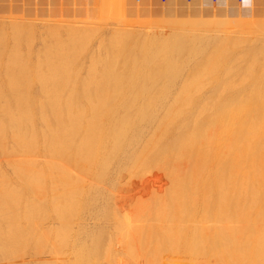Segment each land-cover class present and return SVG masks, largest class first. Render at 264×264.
I'll list each match as a JSON object with an SVG mask.
<instances>
[{
  "label": "bare ground",
  "instance_id": "bare-ground-1",
  "mask_svg": "<svg viewBox=\"0 0 264 264\" xmlns=\"http://www.w3.org/2000/svg\"><path fill=\"white\" fill-rule=\"evenodd\" d=\"M25 1L0 6V264H115L121 247L264 264V2L121 0L103 31L70 15L116 0H64L67 21ZM164 154L138 177L150 200L118 208L114 187ZM125 210L136 237L111 242Z\"/></svg>",
  "mask_w": 264,
  "mask_h": 264
},
{
  "label": "rangeland",
  "instance_id": "rangeland-1",
  "mask_svg": "<svg viewBox=\"0 0 264 264\" xmlns=\"http://www.w3.org/2000/svg\"><path fill=\"white\" fill-rule=\"evenodd\" d=\"M32 1V8H36V9H38L40 6V3H39V1L40 0H31ZM68 1H72L71 2V7H68V9L69 10H71V11H74V7H75V9L78 7V5H79V3L82 1V0H68ZM74 1V2H73ZM131 1H133V2H135V4H132L131 6H132V8H138V9H141L142 8V1L143 0H131ZM256 2H259V1H262V2H264V0H255ZM41 2V1H40ZM45 2H46V4H48L47 6H46V10L49 8V12H45V13H43V12H39V13H34V14H40V15H42L43 16V18H45L46 16H47V18L49 17H51V18H54V20L56 19V21H58V20H60V19H62V20H64V18H65V20L64 21H67V15L65 16L63 13H62V11H64V10H66L65 9V6H64V0H45ZM44 2V3H45ZM63 2V3H62ZM61 3L63 4V5H61ZM59 4V5H58ZM115 4V5H114ZM114 4H112V5H109V6H107V7H101V6H99V4H95L94 6H93V8L95 9L94 10V12L92 13V14H89V15H87V16H76L77 14H74L73 12H72V14L70 15L71 17L70 18H73V19H69L68 18V20H73L74 21V25H78V24H80V25H89V26H97V27H100V26H102V27H104L103 28V31H104V29H105V26H106V28H117L118 26L120 27L121 25H123V23H124V21L123 20H121V18L119 19V18H114V17H117V16H123L124 14L123 13H125L124 12V9L125 8H127V6L125 5V4H123V3H121V0H116L115 1V3ZM1 5H4L6 8L5 9H7V10H16V9H26L28 6L26 5V1L25 0H0V6ZM30 6H31V4H30ZM45 6V4H43V7L42 8H45L44 7ZM60 7H64V9L63 8H61L60 9ZM72 8V9H71ZM109 9L110 11H106V12H101V11H99V10H101V9ZM63 9V10H62ZM117 9H119L120 10V13H118L117 12ZM58 10H60V12H57ZM62 10V11H61ZM25 14V13H24ZM63 14V15H62ZM73 14H74V16H73ZM17 15H18V17H21L22 16V18H24V19H22V18H17V20H24V21H33V22H35L36 21V24L37 25H40L41 23V20H39V19H26L25 20V17L23 16V14L21 13V14H16V15H12L13 16V18L15 19L16 17H17ZM91 15V16H90ZM100 15H102V16H100ZM11 16V17H12ZM15 16V17H14ZM60 16L62 17V18H60ZM65 16V17H64ZM76 16V17H75ZM89 16H90V18H89ZM1 17V16H0ZM59 17V18H58ZM82 17H84L83 19H82ZM107 17V18H106ZM108 17H113L112 19H114V20H111L110 21V19L111 18H108ZM50 18V19H51ZM58 18V19H57ZM109 19V20H108ZM118 21H117V20ZM124 19V18H123ZM51 20H53V19H51ZM103 20V21H102ZM107 20H108V22H107ZM121 20V22H119ZM133 20V19H132ZM39 21V22H38ZM113 21V22H112ZM76 22V23H75ZM82 22V23H81ZM85 22V23H84ZM93 23V24H91V23ZM100 24H102V25H100ZM105 24H104V23ZM126 22V21H125ZM38 23H40V24H38ZM48 23V22H47ZM94 23H96V24H94ZM108 23V24H107ZM112 23V24H111ZM114 23V24H113ZM49 24H50V21H49ZM115 24H119V25H115ZM125 24V23H124ZM100 25V26H99ZM41 27H42V25H40ZM110 26V27H109ZM111 26H113V27H111ZM117 26V27H116ZM41 27H40V29H41ZM46 27V26H45ZM51 28H52V26H50ZM96 28V27H95ZM38 30H39V28H38ZM37 30V31H38ZM41 30H46V28H42ZM40 30V31H41ZM32 31V30H31ZM34 31V30H33ZM37 31H34V33H36ZM40 31H38V32H40ZM47 31V30H46ZM102 31V30H101ZM102 31V32H103ZM37 32V33H38ZM41 32H43V31H41ZM45 32V31H44ZM62 33H63V36L65 35L64 34V30H62L61 31ZM103 33H106L105 35H104V37H108L109 35L108 34H110L109 32H103ZM30 34L31 35H33L34 36V38L32 37V39H35V40H33V42H37L38 40H40V38L42 37V35L43 34H45V33H42V35H41V33H39V34H36V36H38L39 35V37H40V35H41V37L40 38H38L37 37V39H36V36H35V34H33L32 32H30ZM24 35H26V33L24 34ZM45 36V35H44ZM63 38V37H62ZM41 41V40H40ZM40 41H38V42H40ZM35 44H37V43H35ZM37 45H39V43L37 44ZM259 45V44H258ZM40 48V47H39ZM261 48V47H260ZM166 154H164V155H162L161 157L159 156V159H155L156 161H155V163H153L154 162V160L152 161V162H150L151 163V166L149 165L150 163H148V162H146L148 165V167L149 168H146V169H144L143 171H140V172H135L136 174H134V177L132 176V175H130L131 173H127L129 176H128V178L127 179H129L130 181H128L127 179H121L120 180V182L121 183H119L118 184V186H115L114 187V190H113V193H114V195H115V202H116V205H117V207L118 208H121V209H127V208H129V207H132V206H134L135 205V203L136 202H138L140 199H141V197L143 198V200H146V199H148L149 198V200H150V194H148V195H143L142 196V193H141V189H140V185H138L139 184V178L140 179H143V178H145V177H147L149 174V172H150V175L151 174H153L154 172H156L157 170H159V168H160V165H163L162 164V162H164L165 161V163H168V162H166V158H168L169 160H167V161H170L171 162V160H173V159H171V156L170 155H166ZM167 156H169V157H167ZM161 159V160H160ZM162 159H163V161H162ZM158 160H160V161H162L161 162V164H160V161H159V164H158ZM185 161H187V160H182L181 162H179V163H177V164H181V165H183V167L185 168H187V165H189V161H187V162H185ZM153 164H154V166H153ZM156 165H159V168L157 169V168H155V166ZM155 169V171H154V169ZM149 169H151V170H149ZM153 169V170H152ZM147 171V173L146 174H143V175H140L141 174V172H143V173H145L146 171ZM149 170V171H148ZM122 174H125V175H127L125 172H122ZM145 175V176H144ZM149 175V176H150ZM130 176H132L131 178H130ZM139 177V178H138ZM135 178L137 179V180H135ZM117 185V184H116ZM165 188H167V187H164V189ZM165 191V190H164ZM152 195V194H151ZM129 211V210H128ZM128 211H123L122 213V217H121V224H119V227H117L118 225L116 224L114 227H115V229H114V231H112L113 233H111L112 235H110L111 237H113L114 235L116 236V234H117V236L116 237H113V240H112V238L110 237L109 239H111V242H114L115 240H116V238H117V240H121V239H123L124 240V236L125 235H127L128 233H129V235L131 236V237H136V233H135V231L133 232L132 231V233H131V230H128L126 227H125V221H127V219H128V217L130 216L129 214L131 213V212H128ZM126 212H127V215H126ZM129 213V214H128ZM123 216H124V218H123ZM119 220V221H120ZM123 223V224H122ZM120 225H122L123 227H120ZM117 228V229H116ZM121 228V229H120ZM120 229V230H119ZM116 230H118V231H120V232H118V233H116L117 231ZM116 231V232H115ZM114 232L116 233V234H114ZM210 239H211V236L209 237ZM109 239H107L108 240V242L107 241H105V242H107V243H109L110 241H109ZM106 240V239H105ZM104 242V243H105ZM215 242H217L218 243V239H216L215 241H213V243H215ZM107 243H105V245H108ZM219 244V243H218ZM211 246H212V244H211ZM121 249H124L123 247H121V248H116V252H117V256H114L113 258H110L111 259V261L110 262H112V263H115V264H147V263H151V262H149L148 261V257L145 255V258L143 257V255H144V253H142V251H137V250H135V255H137V256H135L134 254H133V252H130V253H127L126 251L125 252H123V250H121ZM209 250H210V248H209ZM209 250H207L208 252H209ZM213 250V249H212ZM139 253H141V254H139ZM141 255V256H140ZM124 257V258H123ZM2 258V257H1ZM122 258V259H121ZM148 258V259H147ZM207 258H209V255H207ZM209 259H211L210 260V262L209 263H206V264H219V263H217V262H215V260H214V258H213V256H211V258H209ZM141 260V261H140ZM206 260V261H205ZM204 261L205 262H207V260L208 259H205ZM233 261L235 262L236 260H234L233 259ZM127 262V263H126ZM130 262V263H129ZM205 262L204 263H202V264H205ZM233 262V263H234ZM230 264H231V262H229ZM232 263V264H233ZM224 264H226V263H224Z\"/></svg>",
  "mask_w": 264,
  "mask_h": 264
}]
</instances>
